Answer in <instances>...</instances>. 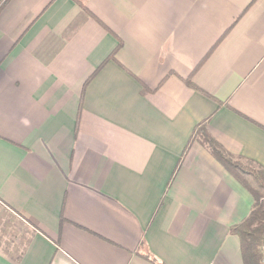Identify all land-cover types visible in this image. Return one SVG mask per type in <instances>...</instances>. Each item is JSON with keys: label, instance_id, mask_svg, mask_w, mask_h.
<instances>
[{"label": "crops", "instance_id": "obj_1", "mask_svg": "<svg viewBox=\"0 0 264 264\" xmlns=\"http://www.w3.org/2000/svg\"><path fill=\"white\" fill-rule=\"evenodd\" d=\"M80 1L0 8V264H244L252 194L183 153L264 168V0Z\"/></svg>", "mask_w": 264, "mask_h": 264}, {"label": "trees", "instance_id": "obj_2", "mask_svg": "<svg viewBox=\"0 0 264 264\" xmlns=\"http://www.w3.org/2000/svg\"><path fill=\"white\" fill-rule=\"evenodd\" d=\"M6 2L7 0H0V8L3 7ZM77 2L82 8L88 11L80 0H77ZM117 49L118 48L111 53L108 59L114 58ZM89 79H87L85 84L88 83ZM186 81L190 85H194L192 77L188 78ZM194 141H198L208 148L210 153L228 171L234 174L237 180L252 194L254 203L250 214L240 223L232 226L230 231L240 238L244 264H264V250L262 249V246H264V168L249 167L240 163L238 160H234L220 143L210 136L205 127V123H200L196 126L184 150L183 156ZM182 160L183 158L180 159V163Z\"/></svg>", "mask_w": 264, "mask_h": 264}, {"label": "rangeland", "instance_id": "obj_3", "mask_svg": "<svg viewBox=\"0 0 264 264\" xmlns=\"http://www.w3.org/2000/svg\"><path fill=\"white\" fill-rule=\"evenodd\" d=\"M240 163H242V164H244V165H246V166H249V167H254L253 165H251V164H247L246 162H242V161H240ZM262 249L264 250V246H262Z\"/></svg>", "mask_w": 264, "mask_h": 264}]
</instances>
